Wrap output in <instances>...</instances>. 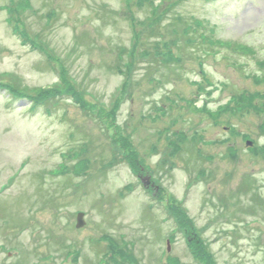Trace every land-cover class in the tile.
I'll use <instances>...</instances> for the list:
<instances>
[{
	"label": "rangeland",
	"instance_id": "374dc122",
	"mask_svg": "<svg viewBox=\"0 0 264 264\" xmlns=\"http://www.w3.org/2000/svg\"><path fill=\"white\" fill-rule=\"evenodd\" d=\"M15 1L0 0V264H264V0H166L154 22L160 0ZM66 73L75 86L36 98ZM242 93L261 109L220 110ZM112 240L128 246L113 260Z\"/></svg>",
	"mask_w": 264,
	"mask_h": 264
},
{
	"label": "trees",
	"instance_id": "16d2710c",
	"mask_svg": "<svg viewBox=\"0 0 264 264\" xmlns=\"http://www.w3.org/2000/svg\"><path fill=\"white\" fill-rule=\"evenodd\" d=\"M144 2H146L145 0H143ZM166 1V0H165ZM24 6H27V7H31V1L30 0H24ZM176 2H179V0H174L173 2H172V4H175V5H177V3ZM146 3H148V2H146ZM143 4V3H142ZM145 4V3H144ZM21 5V4H20ZM19 5V6H20ZM132 5H135V4H132ZM149 5H153V9H152V17H150L151 19H152V21L154 22L155 20H157V18H161V10L163 9V7H164V3L162 4V3H159V4H156V2H149ZM18 5L16 4V1L15 0H12V5H10V6H7V9L11 12V15H16V14H18L21 10L19 9V10H17L16 9V7H17ZM167 10V8H165V10L164 11H166ZM9 22H11V24L13 25V31L14 32H16L17 34H20L21 36H22V38H23V43H26V41L28 40V36H27V34H25V33H23V32H21V26H20V21L16 18V16H12V17H10L9 18ZM196 22H198L199 24H201V22L200 21H198V20H195V22H194V25L196 24ZM178 23H183V24H185V25H187L186 23H184V20H183V18H181L180 17V20H179V22ZM188 27H191V25H187ZM185 27L184 29H187L188 27ZM201 26H202V24H201ZM177 27V26H176ZM173 31L175 32V33H177V30L174 28L173 29ZM192 39V38H191ZM137 42H138V36L136 35L135 36V38H134V42H133V46L130 48L131 49V51H130V53H129V61H127L125 64H123V67H126V69L128 70V69H130L131 67H132V65H133V60L135 59V57H136V52H137ZM171 42V41H170ZM172 43V42H171ZM173 43H175V42H173ZM207 43H208V41H207ZM169 43H165L164 45L165 46H169L168 45ZM209 44V46H211V47H213L212 45H213V41L211 40V43H208ZM245 50V49H244ZM128 52H129V50H128ZM170 52H172V51H170ZM144 53H146V52H144ZM143 53V54H144ZM140 55H142V54H140ZM132 60V61H131ZM167 61H173V60H175V58L174 57H170L169 56V58L168 59H166ZM262 63H264V62H262ZM127 65V66H126ZM68 78V74L66 73V74H62L61 75V77H60V81L56 84V85H54L55 87L54 88H52V89H50L49 91H47V90H42V91H38L39 93H38V95H36V96H38V97H36L37 99H39V98H44V99H46V101L47 100H50L51 99V95H52V92H55V91H58V90H60L61 89V87L62 86H68L69 88H72L73 86H75V85H73V83H71V81H70V79H69V81L70 82H68V85H67V79ZM204 80L206 81V82H208V83H211L210 82V79L208 78V77H206V76H204ZM125 83H126V81H125ZM2 84V83H1ZM4 85V84H3ZM8 85V82L6 83V86ZM126 86V84L124 85V87ZM201 87V86H200ZM9 92H10V94H12V95H14V96H16V95H19V97H22V94H23V92H26V91H23L22 89L21 90H18L17 88H15V87H12V88H9ZM56 93V92H55ZM57 94V93H56ZM84 94H85V92H84ZM73 95L74 96H76L77 94L75 93V92H73ZM259 95H253V94H247V93H242V94H240V95H238V96H233V97H231L230 98V101H229V103H227V107H223V108H221L220 110H224V111H226L227 109L229 110V109H231L234 105H235V108H234V110H232V111H237V109H239V110H244V109H254V110H258V109H261V108H259L258 107V105H256V99H255V97H258ZM30 97V96H29ZM72 98H74V100H75V102L77 103V104H80L82 107H84V105L85 104H87L86 103V101L84 100H81L79 97H77L76 96V98L75 97H72ZM119 100V99H118ZM38 102V101H37ZM35 103L34 104V106H33V108H36L37 107V105H38V103ZM118 102V101H117ZM117 102L115 103V104H113V110H111L110 111V114H112L113 112H114V108L115 107H117ZM234 104V105H233ZM233 105V106H232ZM260 111V110H259ZM175 132L173 131V133H172V135L173 136H176L174 139L172 138L171 140H170V143L175 147V149H179L180 148V146H179V144H177V142H176V140H181V141H183L184 139H186L187 137H185L184 138V134L183 133H178V132H176L175 134H174ZM183 134V135H182ZM246 138H248V137H246ZM204 246V245H203ZM109 248H111V255H110V259L111 260H113V256L115 255H119V253L121 254L122 252H123V249H128V246L127 245H125L123 248H121L120 247V245L115 241V240H112L111 242H110V245H109ZM200 252H199V256H201V255H203V254H205V250H204V248L201 246L200 247ZM209 255V254H208ZM209 257H210V255H209ZM211 259H212V262H214V260H213V256L212 257H210ZM209 263L211 264V260H209Z\"/></svg>",
	"mask_w": 264,
	"mask_h": 264
},
{
	"label": "water",
	"instance_id": "95a60500",
	"mask_svg": "<svg viewBox=\"0 0 264 264\" xmlns=\"http://www.w3.org/2000/svg\"><path fill=\"white\" fill-rule=\"evenodd\" d=\"M84 224H85V222L83 220V215H79V223L77 225V228L84 226Z\"/></svg>",
	"mask_w": 264,
	"mask_h": 264
}]
</instances>
